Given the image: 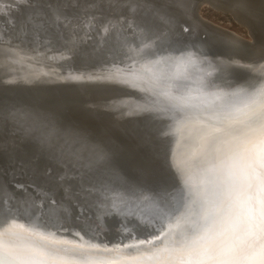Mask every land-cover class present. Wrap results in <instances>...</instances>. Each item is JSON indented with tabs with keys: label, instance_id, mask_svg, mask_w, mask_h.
I'll use <instances>...</instances> for the list:
<instances>
[{
	"label": "bare ground",
	"instance_id": "bare-ground-1",
	"mask_svg": "<svg viewBox=\"0 0 264 264\" xmlns=\"http://www.w3.org/2000/svg\"><path fill=\"white\" fill-rule=\"evenodd\" d=\"M235 1L264 22V0ZM142 2L0 0V226H14L19 250L53 234L132 256L124 245L168 228L175 238L207 210L219 146L201 125L218 109L172 98L258 100L264 47L232 4L179 0L183 11L159 13ZM204 4L229 11L249 38L202 18ZM146 66L168 79L145 83ZM16 251L6 238L0 264H17Z\"/></svg>",
	"mask_w": 264,
	"mask_h": 264
},
{
	"label": "snow or ice",
	"instance_id": "snow-or-ice-1",
	"mask_svg": "<svg viewBox=\"0 0 264 264\" xmlns=\"http://www.w3.org/2000/svg\"><path fill=\"white\" fill-rule=\"evenodd\" d=\"M142 79L155 83L167 80L168 74L146 66ZM172 99L205 111L218 109L201 125L209 148L219 146L211 152L214 191L205 197V214L189 231L173 238L171 228L162 230L153 240L124 245L136 255L123 256L119 246L85 248L53 234L40 235V244L19 250L14 226H0V257L7 238L17 248V264H264V95L233 104ZM92 252L105 258H88Z\"/></svg>",
	"mask_w": 264,
	"mask_h": 264
},
{
	"label": "rangeland",
	"instance_id": "rangeland-1",
	"mask_svg": "<svg viewBox=\"0 0 264 264\" xmlns=\"http://www.w3.org/2000/svg\"><path fill=\"white\" fill-rule=\"evenodd\" d=\"M218 1L225 5L228 4L234 5L235 8L238 10V12H242L243 15H247L249 17L254 22L253 29L255 30L254 34H256V40L251 41V44L254 46H258L257 49L264 47V22H261L259 20L261 19L260 15H262L261 11L256 12L254 10V7L251 4H249V2L246 1H238V2L235 0H218ZM199 14L202 18L207 19L211 23L217 24L221 28L238 33L245 39L249 38V33L247 28L244 25L240 24L238 21H236L229 11H221L219 9H214L211 5L204 4L200 9ZM258 41H259V45H258ZM224 46L225 45L222 43L214 44V47L216 48H221ZM252 47L253 46H251V48ZM251 48H249V52H251L250 51ZM233 51L244 53L247 52L248 49L245 51H239L233 49Z\"/></svg>",
	"mask_w": 264,
	"mask_h": 264
},
{
	"label": "water",
	"instance_id": "water-1",
	"mask_svg": "<svg viewBox=\"0 0 264 264\" xmlns=\"http://www.w3.org/2000/svg\"><path fill=\"white\" fill-rule=\"evenodd\" d=\"M162 2L164 1L165 5L163 6H154L155 4L150 2L149 0H145V2H142V4L136 6V8H144L145 10H149V11H152L153 9H156L157 12L160 13L161 9H165V7H174V10H177V11H183L184 9V6L181 4L180 5V2L179 0H161ZM148 3V4H147ZM164 13V15L162 16H169L171 18V21L173 23H177L178 25H180V21L182 20V18L178 17L176 13H173V12H168V10H166L165 12L162 11ZM172 13V14H170ZM162 16H157L156 18V21L158 23V21H161L162 20Z\"/></svg>",
	"mask_w": 264,
	"mask_h": 264
}]
</instances>
